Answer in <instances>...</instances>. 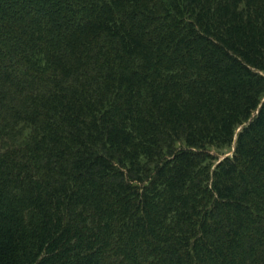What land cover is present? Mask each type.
Returning <instances> with one entry per match:
<instances>
[{"label":"trees","instance_id":"1","mask_svg":"<svg viewBox=\"0 0 264 264\" xmlns=\"http://www.w3.org/2000/svg\"><path fill=\"white\" fill-rule=\"evenodd\" d=\"M0 264H264V0H0Z\"/></svg>","mask_w":264,"mask_h":264},{"label":"rangeland","instance_id":"2","mask_svg":"<svg viewBox=\"0 0 264 264\" xmlns=\"http://www.w3.org/2000/svg\"><path fill=\"white\" fill-rule=\"evenodd\" d=\"M229 152H230L229 149L228 150L227 149H220L218 154H219L220 158H222V157H224L223 155H225V156L229 155L230 154Z\"/></svg>","mask_w":264,"mask_h":264}]
</instances>
